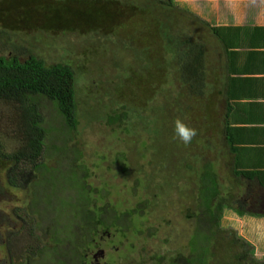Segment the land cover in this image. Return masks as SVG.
<instances>
[{"label":"trees","instance_id":"obj_1","mask_svg":"<svg viewBox=\"0 0 264 264\" xmlns=\"http://www.w3.org/2000/svg\"><path fill=\"white\" fill-rule=\"evenodd\" d=\"M73 1L76 0L37 1L38 4L34 8L39 11V15L44 17L45 20L52 22L51 26L41 27L35 25L33 28L23 30L16 29L19 23L16 27L14 23L12 25L6 24V27L0 29V41L4 38L6 42V45L3 43L2 50L0 49V102L10 104L15 111L16 129L11 134L18 142L14 150L7 151L0 139V167L6 166L4 168L6 169L4 171L6 181L1 184V195L3 194V188L6 186L7 189L11 190H28V198L30 197L27 200L26 208H21L20 213L14 209L9 214L1 210V249L5 253L8 262L3 261V264H32L36 258H39L40 264H83L85 255H88L89 251L100 243L97 237L100 235L98 229L106 230L109 225L114 226L115 222L119 221L122 216L124 217L126 212L118 210L109 214V212L96 205L95 199L92 202L89 198L85 204L81 203L85 195L92 196L93 189L83 183L90 170L84 165L83 152L80 149L82 144L78 141L80 138H78L80 133V108L92 106L93 103H96L95 101H99L100 95H102L98 82H95L94 78L89 76L92 68H89L88 65L93 60L86 59L88 60L87 63L83 59L82 61L86 65H83L81 60L49 62L48 59L42 57V54H38L37 49L39 45L45 48L47 44H50L43 41L44 37L51 35L49 38L52 42V38L62 42L59 36L57 37V32L79 35L80 32L92 31L94 23H98L95 28L109 23V26L106 27L107 32H110V26H113V31L116 28L122 30L123 26H117L110 20L109 15L117 16L120 20L126 19L138 13L140 8L148 9V3L144 0H128L126 5L130 8L127 11L114 13L107 9L102 11V13L105 12V15L100 19H98L99 14H96V12L90 20L77 21V19L84 18L83 15L89 14L85 11L89 8L87 3H85L86 7L75 6L72 4ZM78 2H81V0H78ZM153 3L150 4L151 9L157 8L159 14H163L157 17L163 20L164 26H167L166 32H163L161 28L162 36L166 33V40L171 45L165 49V52H171L172 55H175L173 57L176 61V63H173L172 70L170 65H166V68L169 69V75L167 79L165 78V89L167 86L170 87L172 81H176L179 86L172 83L175 88L172 92L173 97L182 99L195 97V94L203 91L206 80L203 53L198 50L197 42L203 32L194 36L196 40L194 37L189 39L182 37L185 47L181 48L177 38L182 32L177 27L175 18H181L182 14L180 11L171 14V9L176 11V6L173 5L172 0H160L158 5ZM104 8L106 9L107 6ZM179 10L183 11L182 9ZM23 11L20 8L14 9L10 14V19L17 15L23 17ZM187 14L192 15L188 12ZM27 18L29 21L33 19L31 16H27ZM6 22H10V20H6ZM202 24L205 25V28L209 27L213 33L220 30L219 27L209 26L205 22ZM51 31L54 33H51ZM169 32H173L174 39H172ZM110 36L119 45L124 42V40H118L117 34H111ZM124 38L128 42H124V46L131 52V60L129 62V56L124 58L121 56L120 59L119 57L112 58V64L115 65L117 70L118 66L127 62L129 64L127 65L128 70H125L124 74L123 71L106 73L101 64V69L97 72V74H111L109 78L116 77V74L120 75L112 80L114 82L113 87L118 92L115 96L117 106L112 107V103L107 101L99 107L106 118L105 124L108 126L113 125V127L109 126L111 130L115 127L114 125L120 128L125 124L127 127L128 111L129 113L133 111L135 104L122 105V103L118 104L119 102L123 101L125 97L136 102L140 99L139 90H144L145 93L154 92V85L150 84L151 80L147 75L141 77L139 74L138 77L136 76L133 79L135 85L130 84V88L127 87L126 82L128 78L130 79L132 69H138L141 73L145 70L136 66L137 64L133 60L136 56L138 57L139 49L130 43L127 34L124 35ZM90 54L92 52L87 53V56ZM84 76L86 77L84 78ZM96 77H99L101 81L105 79L101 75ZM120 77L123 79H119ZM100 79H97V81ZM116 79L118 80L116 81ZM132 90L136 92V94H133L134 96L130 93ZM185 91L186 93L183 94ZM48 104H50L51 110H49V117L47 118V114L44 115L43 109ZM129 116L131 117L132 113ZM215 117L218 120L217 115ZM50 119H52L51 125ZM200 120L203 123L200 122L199 124L204 125L205 128L204 119ZM219 123L214 122L217 127L210 136L207 135V130L204 129V131L206 130L207 140L203 137L201 130L197 129V140L199 138L202 142L200 144L195 143L192 139L189 143L190 158L192 159L197 156L196 150L199 157L203 156L199 146H207L208 143L209 149L206 150L208 157L204 159L205 161L201 165L202 169L199 168L200 171L196 180L199 194L196 204L197 212L195 215L193 214L195 224L189 241L190 255L184 258V262L185 264H209L208 260L216 257V264H264V259L259 260L254 257V250L249 242L238 237L232 231L221 229L220 222L224 209L232 210L240 216L244 214L263 216L258 210H255V206L259 209V206L264 203V185L260 177L256 178L257 171L243 168L246 160L243 159L242 161L238 157V147L231 146L227 148V159L232 160V162L225 160V157L222 156L223 147L220 134L221 125L223 124ZM227 123L226 125H228ZM190 127L192 126L190 125ZM116 139L121 142L125 140L121 137ZM203 142L205 145L202 144ZM111 143L113 147L118 144L116 140ZM215 149L218 155L214 152ZM125 155L127 157L129 154L125 151L123 157ZM46 156L55 159L57 168L49 166L48 162L45 161ZM104 157L108 161L111 160L112 163L109 165L111 170L113 167L117 168L113 172L128 168L126 157L122 161L120 159L118 161L108 154H105ZM247 160L250 161L248 158ZM95 166L99 165L96 163ZM62 168H67V170H62ZM206 169L209 170L207 175L210 177L207 187L205 185ZM56 172H60L61 175L55 174ZM226 174H228L227 184L224 182ZM59 179L61 180L59 181ZM62 182L74 191V195L72 198L67 199L65 205L57 195L60 191L59 185ZM247 182L250 183L247 184ZM46 185L54 189L48 191V188H45ZM241 196H244L241 202H244V205L249 204L252 209L243 211L234 206L236 200H238L237 198ZM246 200L248 201L246 202ZM45 201L47 205L50 204L52 208H56H53L55 212L61 207L63 210L64 206H67L68 210V205H71L72 208H75V211L70 217L80 219V221L69 226L66 222L68 218L65 221H59L51 216L48 221H43L45 227L42 228L41 217L38 215L39 210L49 211V215L50 211L54 214V211L50 209L51 207L44 205ZM54 201L57 203L61 201L60 204H63V206L57 204L56 207ZM80 204H83L82 209ZM105 204V206H108L107 203ZM262 207L263 205L260 206V208ZM260 210L264 212V209ZM66 212L69 215L70 209ZM81 218H84L83 221H81ZM24 233L27 238L24 250L16 249L15 238ZM47 233L51 234V242L50 240H44V235ZM13 256L16 258L15 262L12 261ZM164 258L167 257L155 254L153 262H159ZM181 258L183 259V257ZM169 264H175V261L171 259Z\"/></svg>","mask_w":264,"mask_h":264},{"label":"rangeland","instance_id":"obj_2","mask_svg":"<svg viewBox=\"0 0 264 264\" xmlns=\"http://www.w3.org/2000/svg\"><path fill=\"white\" fill-rule=\"evenodd\" d=\"M37 1L0 0V29L6 27V24L12 25L14 23L15 27L19 23L16 29L20 28L23 30L33 28L35 25L41 27L51 26L52 22L45 20L44 17L39 15V11L34 8L38 4ZM127 1L81 0V2H78L76 0L72 4L83 7H86L85 3L88 5L89 10L85 11L89 14L83 15L85 17L77 19L78 21L90 20L96 12V14H99L97 16L98 19H100V17L105 15V12L102 13V11L107 9L114 13L127 11L130 8V6L126 5ZM144 1L148 3V9L140 8L138 13L126 19L120 20L117 16H111L108 13L112 22L117 26H123L122 30L116 28L114 29V33L112 30L113 26H110L111 30L107 32L106 27L107 25L109 26V23L104 22L105 24L97 28H95V25H98V23H94L92 31L89 30L86 33L80 32L79 35L57 32V37L59 36L62 42L54 40L51 37L52 42L49 38L51 35L46 38L44 37L43 41L50 44H47L45 48L39 45L37 52L38 54H42V57L48 59L49 62L82 61L84 59L88 63L86 59L93 60L88 65L89 68H92L89 76L93 77L95 82H98L102 95H100L99 101H95L96 103H93L92 106L80 108V133L78 135V138H80L77 140L82 144L80 149L83 152L84 165L90 170L83 183L85 186L91 187L95 193L92 191V196L85 195L81 203L85 204L90 198L92 202L95 199L96 205L109 212V214L118 210L126 211L124 217L122 216L119 221L115 222L114 226L109 225L105 230L104 238L106 241L103 244L106 256L100 262L106 261L107 264H155L153 258L155 254H158L167 257L162 259V261L160 260V264H169L171 259L176 264H185L184 258L190 255L189 241L194 227L193 214L195 215L197 212L196 204L199 197L196 180L200 171L199 168L201 167L202 169L201 165L204 163V159L208 157L206 150L208 151L209 147L208 143L207 146H199L203 156L199 157L196 150V158H190L191 149L189 144H183L174 131L175 121L180 119L196 130L200 129L202 135H204L203 137L207 140L205 131L207 130V135L210 136L215 127H217V125H214V122L219 123V120L214 115L215 107L213 106L209 110L211 105L209 101L207 103V97L192 96L190 99L187 97L184 99L173 97L174 94L172 92L175 88L172 86V83L175 86H179L176 81H172L170 87L167 86L165 89V78L167 79L169 75V69L166 68V65H170V69L172 70L173 63H176L173 57L175 55H172L171 52H165V49L171 45L166 40V33L162 36L161 32V28L163 32H166L167 26H164L163 20L157 17L163 14H159L157 8L151 9L150 7V4L153 2H155L153 4L158 5L160 0ZM172 3L176 6L177 12L171 9V14L178 13L179 11L182 14L181 18H175L177 27L182 32L177 38L181 48L185 47L184 39L192 38L204 32L205 29L207 30L205 25L202 24L203 22L206 23L207 19H209L208 21H219L220 23L223 17L230 16L231 13L233 16L235 13L252 9V6L248 5L247 0H172ZM106 6L107 8L105 9L104 7ZM18 8L24 10L23 17L17 15L10 19L12 11ZM187 12L193 16H189ZM27 16L33 17L32 21H29ZM234 17H237V14ZM6 20H10V22H6ZM160 21L162 22L161 24ZM51 33L54 32L51 31ZM111 34H117L118 40H124V42L128 43L124 38V35L127 34V39H129L130 43L139 49L138 57L136 56L133 60L137 64L136 66L142 67L145 71L141 73L138 69L134 70L131 68L130 79L128 78L126 82L127 87L130 88V84L135 85V80L133 79L136 76L138 77L139 74L141 77L147 75L151 80L150 84L154 85V92L152 93H145L144 90H139L138 95L140 99H135L136 102L125 97L123 101L118 103H122V105L135 104L133 111H130V113L128 111L127 127L125 124L120 128L114 125L115 127L112 130L111 127L113 125H109L111 126L109 127L105 124L106 118L99 107L107 101L112 103V107L117 106L115 96L118 92L114 89V82L112 80L116 77L118 78L120 75L116 74V77L112 76V78H109L111 74L108 75L106 73L123 71L122 73L124 74L125 70H128L127 65L129 64L124 62L116 70L115 65L112 64V58L116 59L119 57L120 59L121 56L122 58L129 56L130 62L131 52L124 46V42L120 45L115 42L113 37L110 36ZM169 34L174 39L173 32H169ZM182 37L185 38L183 39ZM194 39L196 40V37ZM3 43L6 45L4 38L0 41L1 50ZM188 44L190 45V43ZM170 48L172 49V47ZM89 52H92V54L87 56ZM82 63L86 65L84 61ZM101 64L102 68L106 71L105 74H97L101 69ZM146 71L148 72L146 73ZM100 75L104 76L103 78L105 79L101 81L99 77H96ZM96 78L100 80L97 81ZM119 79L123 78L120 77ZM207 90H209L208 86L205 94ZM130 93L132 95L136 94L133 90ZM185 93L186 91L183 94ZM130 106L132 107V105ZM49 110H51L50 104L43 109L44 115L47 114V118L49 117ZM131 113L132 116L130 117ZM199 118L204 119L206 123L205 128L204 125L199 124L202 122ZM51 123L52 119H50V125ZM15 129L16 120L13 107L5 102H0V139L7 151L14 150L18 145V142L11 134L15 132ZM204 129L206 130L204 131ZM119 137L124 138V142L116 139ZM197 137L193 138V142L200 144L202 141L199 138L197 140ZM113 140L118 142L114 147L111 143ZM202 144L205 145L204 142ZM125 151L129 154L127 157L125 155L128 168H125L123 171L118 170V172H113L117 168L113 167L111 170L109 165L112 162L105 159L104 155L108 154L110 157L113 156L116 160L119 161L120 159L122 161L125 159L123 157V152ZM214 152L218 155L216 149ZM45 161L48 162L50 167L57 168L55 159L46 156ZM96 163L99 166H95ZM5 167H0V214L1 210L9 214L13 209L20 213L19 210L26 208L27 200L30 198H28V190H11L5 186L1 195V184L6 181L4 175ZM63 169L67 170V168ZM208 171L206 169L205 172L206 187L210 178L207 175ZM55 174L61 175L60 172H56ZM227 181L228 174H226L224 180L225 184H227ZM59 186L60 191H58L57 195L65 205L67 199L69 197L72 198L74 195V191L64 182ZM45 188H48V191L54 189L53 187H48V185ZM99 191L100 193H98ZM237 199L234 204L235 207L246 211L252 209L249 208L248 204L244 205V202H241L244 196ZM50 203L53 205L52 202ZM60 203L61 201L58 203L54 201L55 206L57 204L63 206ZM105 203L108 206H105ZM83 204H80L81 209L83 208ZM44 205H47L46 201ZM47 207L50 208L51 205L49 204ZM53 208L51 207L50 209L54 211ZM69 209L70 214L68 215L66 211ZM68 210L67 206H64L63 210L61 207L56 212L54 211V214L50 211V215L49 211L39 210L38 215L41 217L42 228L45 227L43 221H48L51 216L54 219L57 218L59 221H65L68 218L66 222L69 226L79 222L80 219L70 217L74 214L75 208L68 205ZM83 219L81 218V221ZM256 223L259 222L253 219L245 220L244 218H240L234 211L229 209L223 210L220 222L223 231H232L238 237L249 242L254 250V257L263 260L264 240L259 239L257 236L260 235H256L255 233L260 227L264 228V224L259 227ZM120 228L121 230H119ZM50 235L48 233L45 234L44 240H50L51 242ZM261 237L264 238V236ZM26 239L25 233L21 236H16V249L24 250ZM112 240L114 245L111 244L110 249L109 241ZM3 261L8 263L7 257L1 249L0 238V264H3ZM12 261H16L15 256H13ZM208 261L209 264H216L215 261L217 260L216 257H213ZM32 264H40L39 258L33 260Z\"/></svg>","mask_w":264,"mask_h":264},{"label":"crops","instance_id":"obj_3","mask_svg":"<svg viewBox=\"0 0 264 264\" xmlns=\"http://www.w3.org/2000/svg\"><path fill=\"white\" fill-rule=\"evenodd\" d=\"M247 2L252 9L235 13L237 17L231 13L220 23L207 19L209 26L220 30L213 33L207 27L197 40L198 50L203 53L206 80L203 91L195 97H207L211 109L215 107V116L223 124L219 134L225 160L227 148L238 147V157L246 160L242 167L257 171L255 176L264 185V0ZM261 205L259 209L255 206V210L263 216L236 214L259 222L256 224L260 227L264 224V212L260 210L264 209V203ZM255 234L264 240L263 227Z\"/></svg>","mask_w":264,"mask_h":264},{"label":"flooded vegetation","instance_id":"obj_4","mask_svg":"<svg viewBox=\"0 0 264 264\" xmlns=\"http://www.w3.org/2000/svg\"><path fill=\"white\" fill-rule=\"evenodd\" d=\"M98 231H99L100 235H98L97 237H98V242H100V243H99V245L97 247H93L91 249V251H89L90 256H89V254L88 255H85V261L83 262V264H107L106 261L105 262H102V263L100 262V260L104 256H106V254H105V246L103 244V242L106 241V239L104 238V235H105L104 232H105V230H101V229L99 230L98 229ZM193 231H194V227H193L192 232ZM191 235L192 234H190V237H191ZM109 242H110V249H111V244L114 245L113 244V240L112 241H109ZM95 243H97V242H95ZM161 261L160 262H155V264H160ZM73 264H75V263H73Z\"/></svg>","mask_w":264,"mask_h":264},{"label":"clouds","instance_id":"obj_5","mask_svg":"<svg viewBox=\"0 0 264 264\" xmlns=\"http://www.w3.org/2000/svg\"><path fill=\"white\" fill-rule=\"evenodd\" d=\"M174 131L178 138L184 143H191L192 139L197 135V130L187 125L184 121L177 119L175 121Z\"/></svg>","mask_w":264,"mask_h":264}]
</instances>
